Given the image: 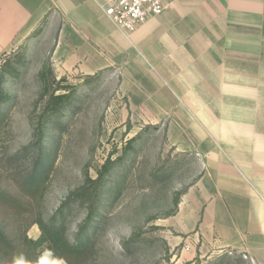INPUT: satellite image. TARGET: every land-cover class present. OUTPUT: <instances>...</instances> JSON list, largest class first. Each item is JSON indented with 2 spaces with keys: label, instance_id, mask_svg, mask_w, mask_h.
<instances>
[{
  "label": "rangeland",
  "instance_id": "1",
  "mask_svg": "<svg viewBox=\"0 0 264 264\" xmlns=\"http://www.w3.org/2000/svg\"><path fill=\"white\" fill-rule=\"evenodd\" d=\"M5 8L0 6V73L7 79L1 88L12 100L0 114V228L17 239L28 225L14 215L19 200L31 206L29 222L42 217L63 224L71 245L89 242L92 252L80 264H259L246 250L225 247L220 223L207 213L220 200L209 164L226 156L219 143L227 122L234 129L235 110H221L217 98L203 100L199 77L195 100H188L194 96L184 79L177 84L176 66L125 64L92 75L62 68L54 53L60 11L54 9L36 31L12 37L2 35L13 26L3 22ZM163 72L174 77L159 76ZM67 85L76 86L75 102L42 140L50 96L65 93ZM42 145L54 160L43 185L29 193ZM110 167L100 198L107 209L98 207L102 218L93 223L94 198L83 195L89 179H100ZM86 225L96 228L89 236ZM39 232L35 225L28 235L35 239ZM43 259L66 264L49 254ZM0 264L11 263L0 257Z\"/></svg>",
  "mask_w": 264,
  "mask_h": 264
},
{
  "label": "crops",
  "instance_id": "2",
  "mask_svg": "<svg viewBox=\"0 0 264 264\" xmlns=\"http://www.w3.org/2000/svg\"><path fill=\"white\" fill-rule=\"evenodd\" d=\"M104 4L0 0L6 7L3 22L13 24L2 35L34 32L58 9L63 19L54 53L62 68L91 75L125 64L177 68V84L184 79L192 101L197 77L204 79L202 99L217 98L221 110L236 112L234 129L227 122L219 143L226 156L209 164V178L218 181L221 198L207 213L220 223L225 247L246 250L264 264V0H175L169 11L142 25L130 39L107 17ZM218 70L220 84L214 75ZM142 71L149 75L148 69ZM243 123L248 129L241 128ZM45 254L52 255L45 252L43 258Z\"/></svg>",
  "mask_w": 264,
  "mask_h": 264
},
{
  "label": "trees",
  "instance_id": "3",
  "mask_svg": "<svg viewBox=\"0 0 264 264\" xmlns=\"http://www.w3.org/2000/svg\"><path fill=\"white\" fill-rule=\"evenodd\" d=\"M16 75H12L10 79L16 80ZM7 77L5 72L0 73V114L4 111L9 104H11L12 98L6 95L4 88H1V85L6 81ZM65 82V80H61ZM76 86L67 85L64 87L65 93L61 94H52L48 101L47 107L45 109V121L43 122V129L41 133L42 140H45L44 134L51 127H59L61 125V118H65L64 110L71 107L75 102V88ZM53 135L49 137L51 141ZM47 140L45 141V143ZM52 152L47 154L45 152L44 146L40 148V153L35 162V170L30 175V179L27 180L29 184V193L35 192V189H38L49 175V170L53 163ZM114 167V166H113ZM113 167L106 168L105 172L101 174L100 179L90 180L91 185L88 190L85 191L84 197H92V208L90 211L91 222L94 223V220H100L102 217L98 214V207L106 211L107 205L103 207L100 202V198L103 195V189L105 186V176L113 169ZM16 203L17 211L15 217L21 222L26 223L24 229H19L20 236L16 239L13 238L7 229L0 228V257L5 260H10V263L13 264L14 258L23 256L27 264H38L43 257L45 252H50L54 259L58 261H63L66 264H80V260L85 261L92 252L89 242L84 247H79L71 245L66 238V230L63 224L57 225L56 223H46L42 217H37L34 221L29 222L31 206L28 203L21 202L19 200H14ZM96 224V223H95ZM37 226L39 229V235L34 239L28 235V231L31 227ZM86 229L90 228L88 231V236L91 231L96 228L86 225Z\"/></svg>",
  "mask_w": 264,
  "mask_h": 264
},
{
  "label": "built area",
  "instance_id": "4",
  "mask_svg": "<svg viewBox=\"0 0 264 264\" xmlns=\"http://www.w3.org/2000/svg\"><path fill=\"white\" fill-rule=\"evenodd\" d=\"M104 12L117 30L130 39L142 25L169 11L175 0H104Z\"/></svg>",
  "mask_w": 264,
  "mask_h": 264
},
{
  "label": "clouds",
  "instance_id": "5",
  "mask_svg": "<svg viewBox=\"0 0 264 264\" xmlns=\"http://www.w3.org/2000/svg\"><path fill=\"white\" fill-rule=\"evenodd\" d=\"M13 264H27L26 259L21 255L17 258H14ZM38 264H45L43 257H41V260L38 262ZM48 264H51V262H48Z\"/></svg>",
  "mask_w": 264,
  "mask_h": 264
}]
</instances>
